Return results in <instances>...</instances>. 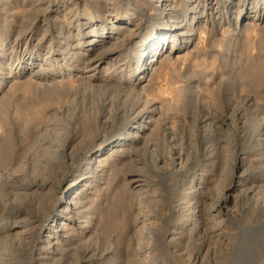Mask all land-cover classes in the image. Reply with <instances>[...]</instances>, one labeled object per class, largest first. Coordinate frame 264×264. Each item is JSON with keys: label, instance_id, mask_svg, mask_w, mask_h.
<instances>
[{"label": "bare ground", "instance_id": "bare-ground-1", "mask_svg": "<svg viewBox=\"0 0 264 264\" xmlns=\"http://www.w3.org/2000/svg\"><path fill=\"white\" fill-rule=\"evenodd\" d=\"M263 20L264 0H0V54L13 35L19 52L14 77L0 67V248L19 242L35 264H122L118 251L157 264L164 244L176 263L205 264L220 245L229 264H259L263 101L205 80L206 62L157 91L202 36L214 64L218 33L250 38ZM241 200L256 224L234 223ZM227 219L240 231L215 234ZM114 233L124 248L104 244Z\"/></svg>", "mask_w": 264, "mask_h": 264}, {"label": "rangeland", "instance_id": "rangeland-1", "mask_svg": "<svg viewBox=\"0 0 264 264\" xmlns=\"http://www.w3.org/2000/svg\"><path fill=\"white\" fill-rule=\"evenodd\" d=\"M5 1H9L10 3H14V2H17V0H1V2H5ZM56 3V1L55 2H53V3H51V7H53L54 6V4ZM254 8V7H253ZM103 11V12H102ZM101 12H100V16H104V14L106 13V10L105 9H103ZM93 16H95L96 17V15L94 14ZM98 19V18H97ZM264 21V20H263ZM262 21V23L260 24V25H256V27L254 28V31H253V34H252V36L250 37V38H246V37H242V36H239V37H237V39L235 38V37H231L230 35H229V32H226L225 34H224V36H222L221 34V32L220 33H218V35L216 36V39L217 40H220L221 41V39H223V37H225L227 40L226 41H224V40H222L221 42H218V44H220V45H218V44H216L215 46H216V49H217V51L215 52L214 51V58H216V61L214 62V64L211 62L213 59H212V53L210 52V53H208V54H206V56H205V54H202L204 51H206V45H207V39H206V36L205 37H203L202 36V40L201 41H199V46L196 48V51H194L193 52V54H191L188 50H185V51H182V54L184 55V57L183 58H181L180 59V62H179V60L177 61H174V67H173V69H169L168 71L169 72H167V73H165L164 75H163V81H164V83H163V87L162 88H159L158 89V93H162L163 95L165 94V96H170L171 95V88H172V86H176V85H181V83L182 82H178V83H174V84H171L170 82H169V80H168V78L166 77V75L168 76V73L170 74V72L172 73V75L174 76V77H181L180 75H182L183 73L184 74H186V73H193V71H197V70H199V66H201L203 63H209V64H212V65H209V72H205L204 73V75H207V77L208 78H206L205 77V80L207 79V80H221V82H223L222 83V87L224 88V89H226V91H228V90H231L232 88H236V87H242L241 89L243 90V91H245V92H243L242 91V93H249V94H251V93H253V95H256V97L258 98V100L261 102V101H263L262 103L264 104V94H263V91H264V59H261V58H264V52H262L261 51V46H260V42H259V44L258 43H256V41L258 42V40H260V38L259 39H257L258 38V35H261L262 33V31L261 30H259V29H261V26H262V24L264 23ZM38 34V35H37ZM37 34H35V37H38L39 36V33H37ZM263 35V34H262ZM222 36V37H221ZM14 37H15V35H13L11 38H9L5 43H4V46L5 47H3V50H4V52H2L1 54H0V67H2L3 69H5L6 71H8L9 69L11 70V74H12V76L10 77V78H12V77H14L15 75H16V72H17V65H18V61H19V57H18V54H19V52H13V50H14V48H16V45H14ZM196 38H197V40L196 41H198L199 39L198 38H200V34H198L197 33V36H196ZM220 38V39H219ZM245 39H249L248 40V42L245 40V42H242V41H244ZM253 39V40H252ZM252 41V43H249V42H251ZM248 44H247V43ZM217 43V42H216ZM245 43H246V45L247 46H245ZM254 43V44H253ZM202 44V45H201ZM250 44H253V46L252 45H250ZM195 44H193V46H194ZM203 45H204V47H203ZM217 45H218V47H217ZM229 46V47H228ZM252 46V47H251ZM257 46V47H256ZM191 48H193V47H191ZM247 48H249L248 50H247ZM257 48V49H256ZM21 49L22 50H24L25 49V47L23 46V47H21ZM231 49V50H230ZM165 49H163V51H164ZM43 51H46V46H45V48H43ZM202 51V52H201ZM201 52V53H200ZM226 52V53H225ZM199 53V54H198ZM224 53V54H223ZM28 55V51L26 52V56ZM199 56V58H198V56ZM202 55V56H201ZM246 55V56H245ZM204 56V57H203ZM245 56V57H244ZM256 56H258V57H256ZM42 57V55H39V58H41ZM191 57H192V59H191ZM193 57L195 58V59H193ZM203 57V58H202ZM206 57V58H205ZM211 57V58H210ZM260 57V58H259ZM202 58V59H201ZM255 58V59H254ZM38 59V58H37ZM189 59H190V61H189ZM199 59V60H198ZM201 59V60H200ZM211 59V60H210ZM225 60V61H224ZM227 60V61H226ZM40 60L38 59L37 60V62H39ZM195 61V62H194ZM219 61V62H218ZM192 62V63H191ZM6 63V64H5ZM216 63V64H215ZM2 64V65H1ZM178 65V66H176V65ZM219 64V65H218ZM4 65V66H3ZM8 65V66H7ZM10 66V67H9ZM235 66V67H234ZM8 67V68H7ZM227 67H228V69H227ZM190 70L191 72H189V71H187V70ZM214 69V70H213ZM231 69V70H230ZM233 69V70H232ZM209 73V74H208ZM240 73V74H239ZM231 74V75H230ZM242 74V75H241ZM209 75V76H208ZM0 76H1V74H0ZM239 76V77H238ZM242 76V77H241ZM238 81H237V80ZM194 81H196V80H194ZM259 81H263V82H261V83H258ZM230 82V83H229ZM193 82H191V83H189V84H187V86L188 87H191V89H192V86H193V84H192ZM257 83V84H256ZM186 85V84H185ZM254 85V86H253ZM257 85V86H256ZM263 86V87H262ZM171 87V88H170ZM245 87V88H244ZM255 87H256V89H255ZM169 88H170V90H169ZM263 88V89H262ZM255 89V90H254ZM167 90V91H166ZM238 90H240V89H238ZM261 92H260V91ZM226 91H224L225 93H226ZM258 93H257V92ZM255 92H256V94H255ZM210 97V98H209ZM213 97H215L216 98V95L215 94H209V96L207 95V96H205L204 98L202 97V98H200L199 99V101H198V105L200 106V107H202L203 105H210V104H208V103H210L212 100V98ZM207 98V99H206ZM205 100V101H204ZM209 101V102H208ZM207 104H206V103ZM202 104V105H201ZM213 105V104H212ZM213 107H215V105H213ZM250 119V118H249ZM249 119H248V122L249 123H251V119H250V121H249ZM192 149H195V148H192ZM203 156V157H202ZM200 158L201 159H203L205 156H204V154L202 155ZM205 159V158H204ZM4 171V172H3ZM3 171H0L1 172V176L2 177H4V175L5 174H3V173H6L7 171L4 169ZM212 175H211V178L213 179V181L212 182H215V181H219V183L221 182L222 183V181H221V178L223 177V175H222V173H221V171H219L218 170V168L217 169H215V170H213L212 172ZM215 173V174H214ZM3 174V175H2ZM218 174V175H217ZM182 179V178H181ZM180 178H178V182H177V180L175 181V182H177V183H181L182 182V180H181ZM214 179H215V181H214ZM217 179V180H216ZM5 198H6V196H4ZM12 196H11V194H10V196H9V199H11L12 200ZM4 200V203H5V201H7V202H11V201H9V199L8 198H6L7 200H5L4 198H1V200ZM63 200H64V198H63ZM17 202H19L18 200L17 201H15L14 203H17ZM241 202V203H240ZM243 202V203H242ZM244 203H247V204H249L248 202H244L243 200H241V201H239V203H238V205L237 206H234L235 208V210H236V217H237V220H238V222H234V223H237V224H239V225H241V226H247V224L248 225H252V224H254L256 221H257V215L256 216H250L249 215V212L247 211V209H244L245 207H246V205L247 204H244ZM247 206H249V205H247ZM2 204L0 203V211H2ZM241 207H242V209H241ZM247 208V207H246ZM243 210V211H242ZM245 210V211H244ZM118 212L117 211H114V214H116L117 216H118V214H117ZM238 213V214H237ZM248 214V215H247ZM250 216V217H249ZM255 218V219H254ZM254 219V220H253ZM256 220V221H255ZM228 221V219L227 220H225V222L223 221L222 222V226H224L225 225V229L222 227L221 229H219L217 232L215 231L214 233L216 234V233H219V232H221V231H224L225 232V234L227 235V231L229 232V233H233L234 234V232H236L237 230L238 231H240V229H239V227H237L238 225H236V227H235V225H233L234 223L232 222H229V223H226ZM251 223V224H250ZM172 224L174 225V221H172ZM171 224V225H172ZM256 224V223H255ZM228 227V228H227ZM228 233V234H229ZM43 234H44V232H43ZM42 235V234H41ZM223 236L224 238H221V240H220V242L221 241H223V243L222 244H224L225 246H226V242H227V240H228V238H227V236ZM238 235H239V233H238ZM235 236H237V235H235ZM218 237H220V236H217V238ZM232 236H230V238H231ZM107 240H105L104 241V244H111V245H113V247H118L117 248V250H119L120 248H124L125 246L124 245H127V243H128V239H127V237H125V236H122V237H120V238H117V235H116V233H114V234H112V236L111 237H109V238H106ZM232 240L229 242V243H227V247H228V250L229 249H231L232 250V247L233 246H231L232 244L234 245H238V243H240L241 241L240 240H242L243 241V239H238L237 237H235V238H231ZM262 239H264V236H262ZM237 240V241H236ZM239 241V242H238ZM127 242V243H126ZM225 242V243H224ZM235 242V243H234ZM237 242V243H236ZM16 243V242H15ZM13 244V245H9V246H2L1 248H0V251H1V258H3L2 260L4 261V262H6L7 264L9 263V262H17L16 264H21L22 262L23 263H25L26 262V264L28 263V264H35L34 262H32V260H33V254H32V251H30V250H23V246L22 245H20L21 243H17V244ZM242 243V242H241ZM240 243V244H241ZM213 245V244H212ZM235 245H234V249H235ZM37 246H38V244H37ZM218 246H219V248H218ZM238 246H240V245H238ZM237 246V247H238ZM263 246H264V242H263ZM195 245H191L190 246V250H195ZM220 247H224V246H220V245H217V246H214V247H212L211 248V253H210V257L208 258V256L205 258V259H207V260H205L204 262H205V264L207 263V264H215V261H213V260H217V259H219V260H217L218 261V263L220 262V264H229L228 262H230L229 260L231 259V257L229 258V257H227V255L226 254H222V253H220V251L219 250H221L220 249ZM193 248V249H192ZM215 248H217V250H216V253H215V256H214V254H213V250L215 249ZM213 249V250H212ZM3 250V251H2ZM261 250V257H260V260L261 261H259V264H261V263H263L264 264V247L262 248V249H260ZM219 251V252H218ZM118 254H121V255H119L118 257H119V259H122V264H130L125 258H123L122 257V253H120V251H118L117 252ZM219 253V254H218ZM158 254V255H157ZM157 254H156V256H155V259L154 260H156L157 259V264H193V263H191L192 261H188V256L189 255H187V257L185 258V260L184 261H177L178 263H176L173 259H170L171 258V253L169 252V251H167L166 250V248H165V246H164V244H159V249H158V251H157ZM213 254V255H212ZM229 255V254H228ZM166 256V257H165ZM168 256V257H167ZM232 256V255H231ZM263 256V257H262ZM31 257V258H30ZM212 257H213V259H212ZM225 257H227V259L225 258ZM153 259L152 260H150V261H153ZM124 260V261H123ZM126 261H127V263H126ZM170 261H172V262H170ZM208 261H209V263H208ZM19 262V263H18ZM125 262V263H124ZM138 264V262L135 260V261H133V264H136V263ZM175 262V263H174ZM222 262V263H221ZM0 264H2V262L0 263ZM132 264V263H131Z\"/></svg>", "mask_w": 264, "mask_h": 264}]
</instances>
